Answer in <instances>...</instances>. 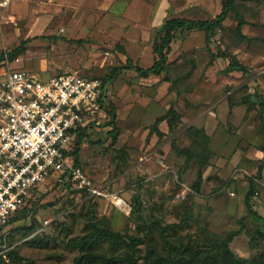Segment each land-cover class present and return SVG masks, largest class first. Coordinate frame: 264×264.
Instances as JSON below:
<instances>
[{
    "label": "rangeland",
    "instance_id": "rangeland-1",
    "mask_svg": "<svg viewBox=\"0 0 264 264\" xmlns=\"http://www.w3.org/2000/svg\"><path fill=\"white\" fill-rule=\"evenodd\" d=\"M82 3L9 0V5L0 9V54L33 38L17 55L24 70L41 79L63 72L106 78L104 95L108 110L115 114L114 124L105 126L107 110L99 112L86 130L79 154L83 172L93 187L104 188L106 195L90 197L66 185H45L32 205V218L20 220L0 233V255L5 259L6 251L15 249L35 264H76L79 253L65 245L95 226L136 237L139 242L135 256L139 261L146 253L164 259L176 254L178 260L180 254L185 256L205 243L224 241L238 231L227 244L232 254L264 264V198H259L264 195V133L260 130L259 102L251 98L255 107L245 112L239 134L233 132L236 128L231 124L233 108L246 111L240 103L247 96L256 92L264 98V1L238 3L247 23L242 33L260 41L235 38L236 21L229 17L210 46L215 56L231 55L249 68L251 75L226 73L229 59L214 58L210 62L204 33L192 31L176 33L167 72L148 79L133 71H111L123 66L127 56L136 61H132L134 64L148 65L155 60L152 45L166 20L213 19L220 12L221 0H105L101 2L105 7L78 8ZM71 20L76 22L77 33H63V28L71 29ZM62 35L68 41L43 38ZM78 37H82L81 42L71 40ZM2 71L0 64V74ZM169 109L180 122L173 133L167 131L159 137L153 129L154 121L167 115ZM209 117L218 127L211 145L210 138L205 142L188 131L189 126L204 129ZM113 127L117 138L111 143L109 133ZM227 142L229 151L224 146ZM251 148L260 149L263 156L249 166L243 157ZM181 149L189 156L179 154L177 150ZM205 157L214 167L226 163L228 170L219 184L209 179V186L203 190L198 187L195 192L199 161ZM238 166L250 176L233 179ZM259 167L261 173L257 176ZM248 178L253 179L251 205L257 216L250 215L244 205ZM136 194L140 205L133 198ZM114 196L124 200L130 210L114 206ZM46 219L52 222L43 227ZM32 223L35 230L23 236L24 226ZM160 228L165 240L177 250L167 251L158 233ZM33 239L47 241V246H35ZM124 249L104 245L98 251L107 257H121Z\"/></svg>",
    "mask_w": 264,
    "mask_h": 264
},
{
    "label": "built area",
    "instance_id": "built-area-1",
    "mask_svg": "<svg viewBox=\"0 0 264 264\" xmlns=\"http://www.w3.org/2000/svg\"><path fill=\"white\" fill-rule=\"evenodd\" d=\"M0 0V9L8 5ZM3 53L0 64V229L47 184L70 185L88 196H105L94 188L82 168L75 167L71 151L78 129L90 127L101 108L102 82L76 72L49 79L13 65ZM179 196V195H178ZM232 196V194H231ZM114 206H130L113 197ZM30 217V216H29ZM52 221L44 220L43 227Z\"/></svg>",
    "mask_w": 264,
    "mask_h": 264
},
{
    "label": "trees",
    "instance_id": "trees-1",
    "mask_svg": "<svg viewBox=\"0 0 264 264\" xmlns=\"http://www.w3.org/2000/svg\"><path fill=\"white\" fill-rule=\"evenodd\" d=\"M242 0H221V8L220 12L210 20H188L185 18H173L166 20L162 26L163 35L156 39L152 46V51L155 56V61L153 65L149 68L143 69L136 65L132 64V61L127 56L126 63L119 67L114 68L111 73L115 74L116 71L121 70H132L136 72L140 77L147 78L150 75L159 76L161 73L167 72V58L169 53L171 52V44L175 41V36L177 32H192V31H200L203 32L205 35L204 44L206 47L207 52L210 55V62L213 61L214 58H222V59H229V63L225 68L226 73L232 72H241L242 74L251 75L252 72L249 68L245 67L244 65L240 64L239 62L235 61L231 55L226 53H221L219 55H214L210 48L213 39L216 35L219 34L220 29L222 28L223 22L228 19L229 17H233L236 21V26L234 28V37L240 41H248V42H258L260 39L258 38H248L245 36L241 29L243 26H246L247 23L244 20V17L239 11L238 3ZM254 3H260L264 0H248ZM52 40H57V38H51ZM33 40V38L26 39L20 43L18 47L14 50L8 52L10 59L17 57V55L23 51V49ZM123 54L125 52L123 49H120ZM3 59V53L0 54V62ZM109 78V77H108ZM106 78L101 79L102 88L104 87V83ZM103 97V95H102ZM255 98L259 102V108L261 114H259V119L261 123V132L264 133V98L258 96L253 93L250 96L240 103V105L246 106V113H248L252 108L255 107V103L252 101L251 98ZM105 99L100 98L101 108L106 111V116L108 118V122L105 123V126H113L115 120V114L112 110H108V103H105ZM166 120L168 131L173 133L177 124L180 122L176 113L169 109L167 115L161 116L157 118L154 122V127L157 136L161 137L162 134L158 131L157 126ZM90 127H83L76 131L74 136V145L71 151L72 162L75 167H80L79 162V154L81 150V146L84 141V137L86 134V130ZM188 131L191 133L200 136L205 142H208V137L205 135L203 129H197L194 127H189ZM111 143H114L117 138V130L113 127L110 131ZM206 155L208 153L206 147L204 146ZM179 154L187 155L189 152L185 149L177 150ZM207 155V156H208ZM189 156V155H187ZM200 168L198 171V179L194 184L193 188L195 192H198V187L201 181V169L206 165L207 159L206 157L199 161ZM261 173V168L259 167L257 170V176ZM66 186L70 189V185ZM83 193H87L85 190H78ZM255 194L253 179L248 178V190L244 196V205L247 209V212L252 216H257L256 212L252 209L251 199ZM40 193H35L34 197L29 201V206L23 208L15 217H13L6 227L11 226L12 224L18 223L20 220L32 218L33 203L37 201L39 198ZM134 200L136 204L140 205L138 200V195H134ZM30 216V217H29ZM158 226V225H157ZM5 227V228H6ZM34 224H29L28 226H24L22 229L23 236H27L35 230ZM153 231L154 228H151ZM2 232V228L0 229V233ZM161 232L162 242L165 245L167 251L172 253L173 250H177L175 247H172L165 237L162 235L164 230L160 228L158 233ZM239 233L238 231L234 232L232 235L228 236L224 241H215V244L212 243H205L204 245L195 247V251L189 252L185 256L180 254L178 257L179 259L176 260V254H170L168 258H159L153 254H148L142 257V261H139L138 258L135 256L137 253V245L138 239L134 236H129L126 234H121L117 232H113L108 229H101L95 226H91V229L88 231L87 234L81 237H75L66 243V247L72 251H77L79 254L76 258V264H261L257 263L254 259L252 261H246L239 258H236L232 252L229 250L227 244L232 241V239L237 236ZM1 238V235H0ZM3 243V242H2ZM32 243L35 246L44 248L47 246V241H42L40 239H33ZM107 245L111 249H118V248H125L124 253L121 257H114V256H105L99 253V249ZM215 251L219 253H215ZM264 254V253H263ZM173 256V257H172ZM5 260L8 261L5 262ZM0 264H35L32 260L26 259L21 257L15 249H9L5 253V259L0 255Z\"/></svg>",
    "mask_w": 264,
    "mask_h": 264
},
{
    "label": "crops",
    "instance_id": "crops-1",
    "mask_svg": "<svg viewBox=\"0 0 264 264\" xmlns=\"http://www.w3.org/2000/svg\"><path fill=\"white\" fill-rule=\"evenodd\" d=\"M9 1V0H8ZM82 1H84V4L82 3V4H80V7H78V8H85V7H87V8H100V5L102 6V7H105L104 5H103V3H101L102 1H104L105 2V0H82ZM89 1H91V2H89ZM89 2V3H88ZM97 3H98V5H97ZM94 4H96V6H93ZM8 5H9V2H8ZM7 5V6H8ZM6 6V7H7ZM42 7V6H41ZM5 8V7H4ZM92 18V20L94 19V17L92 16L91 17ZM173 19V18H172ZM94 22H96V21H94ZM75 21L74 20H71L70 22H68V25L71 27V29H65V28H63V30H62V32L63 33H67V34H76L77 33V30H76V28H75ZM164 24V23H163ZM163 24L161 25V27L158 29V31H157V38L156 39H158L159 37H161L162 35H163V30H162V26H163ZM100 25V24H99ZM99 25H98V29H99ZM43 38H48V39H50V40H52L51 38H57V40H55V41H62V42H65V41H68V40H66L65 39V37H64V35H62V36H60V37H57V36H51V37H43ZM80 38H82V37H78V38H74V39H71V40H75L76 42H81V39ZM29 39V38H28ZM155 39V40H156ZM26 40V39H25ZM34 40V39H33ZM32 40V41H33ZM24 41V40H23ZM31 41V42H32ZM30 42V43H31ZM153 46V45H152ZM153 52V51H152ZM170 54V53H169ZM130 58V57H129ZM14 59H17L18 60V62H19V57L17 56V57H15V58H13V59H11V60H14ZM130 60L131 61H133L131 58H130ZM155 61V60H154ZM154 61H151V63H148V65H141V63L139 64H134L136 61H133L132 62V64L133 65H136V66H138V67H140V68H143V69H146V68H149V67H151L152 65H153V63H154ZM18 62L17 63H14L13 62V65L14 66H16V67H19V68H22V67H20V65L18 64ZM150 62V61H149ZM126 63V62H125ZM127 71H132V70H127ZM134 72V71H133ZM136 73V72H135ZM33 74V73H32ZM162 74V73H161ZM34 75H36V74H34ZM138 75V74H137ZM37 77H39L38 75H36ZM139 76V75H138ZM160 76V75H159ZM140 77V76H139ZM153 77H158V76H154V75H150V76H148L147 78H143V77H140V78H142V79H148V78H153ZM40 78V77H39ZM163 86L164 85H162L160 88L162 89L163 88ZM159 88V89H160ZM158 89V90H159ZM102 95H103V97H102V99L104 98L105 99V95H104V87H103V90H102ZM105 101V103H107L106 102V100H104ZM242 108H239V107H236V108H233V115H232V118H231V124L236 128V130L235 131H233V132H237V134H239L240 133V126H241V120L245 117V111L243 110V111H240ZM237 111V112H236ZM162 116H164V115H162ZM161 117V116H160ZM218 118V117H217ZM208 120H209V124H205L204 125V129H203V131H204V133H205V135L208 137V139L210 138V145H211V139H212V137H213V135H214V133L216 132V130H218L217 128V123H211V117H209L208 118ZM219 121V120H218ZM155 122V121H154ZM213 124V125H212ZM159 127L157 128L158 129V131L163 135V134H165V133H167V131H168V126H167V123H166V120H164V121H162L159 125H158ZM189 127H192V126H189ZM194 128H196V127H194ZM157 134V133H156ZM222 144H224V142H222ZM229 145H230V142H227L224 146L226 147V149L229 151ZM82 146H83V144H82ZM81 146V147H82ZM81 152L82 151H80V155H81ZM262 156H263V152L260 150V149H256V148H251V149H249V151L244 155V157H243V160L245 161V162H247V164L250 166V164L252 163V162H255V161H257V160H259V159H261L262 158ZM221 162H223V161H221ZM213 162L211 161V160H207V163H206V165L201 169V181H200V186H199V188L201 187V189L203 190V188L204 187H206V186H209V183H207V181L209 180V179H211V181H210V183H212L213 181H215V183L216 184H219V182L222 180V179H224L225 178V176H226V169L228 170V167L226 166V163H223L220 167H216V165H215V167L213 166ZM254 164V163H253ZM252 165V164H251ZM235 168V167H234ZM234 173H235V176L233 177V179H236V178H239V176H242V177H245V176H250V175H248V173L245 171V169H243L242 167H240V166H238L237 167V169L234 171ZM215 175V176H214ZM217 176V177H216ZM208 184V185H207ZM231 196V195H230ZM259 198H261V200L264 198V195H263V193L262 194H260V197ZM5 229V228H4Z\"/></svg>",
    "mask_w": 264,
    "mask_h": 264
}]
</instances>
